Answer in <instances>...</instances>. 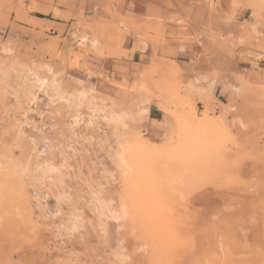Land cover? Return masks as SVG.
<instances>
[{"label":"rangeland","instance_id":"374dc122","mask_svg":"<svg viewBox=\"0 0 264 264\" xmlns=\"http://www.w3.org/2000/svg\"><path fill=\"white\" fill-rule=\"evenodd\" d=\"M255 1L226 0L219 5L205 0L209 15L201 17L203 24H197L193 38L187 31L189 23L172 19L181 30L175 41L204 42L203 64L183 66L154 57L144 65H123L122 74L114 78L91 70L83 75L81 65L82 60L90 59L98 66L107 57H127L125 51L108 55L122 49L127 35V24L116 20L108 7L101 15L95 9L86 11V0H76L70 2L75 15L55 10L51 18L36 14L51 9L32 0H0V264H264V86H252L232 75L245 73L238 67V58L264 60V14ZM59 4L68 6L67 1ZM243 13L245 18L240 17ZM30 15L68 27L34 21ZM156 35L152 42L162 36ZM158 60L176 65L178 72L168 68L156 73ZM49 68L68 91L94 90L95 96L107 99V105L133 112H138L143 85L152 96L149 112L130 122L128 133L163 145L166 134L174 130L172 153L176 156L156 155L150 161L141 154L144 160L138 162L149 161L150 170H138V177L123 181L106 155L114 140L105 121L98 120L87 129L84 109L78 116L37 87L35 102L25 94V78L33 82V74H38L51 79ZM221 90L230 101L233 121L240 118L246 127L234 126L233 121L223 125L231 139L215 145L216 155L211 147L205 153L211 158L201 153L200 158L194 154L188 159L193 155L189 141L195 135L196 140L200 138L185 129L180 114L194 107L200 117L206 112L217 116ZM154 110L160 112L158 122L150 120ZM102 133L110 137L104 147L98 138ZM178 138H184V145ZM180 153L187 159L182 160ZM31 156L57 170L40 180L28 164ZM21 163L30 168L22 164V169ZM152 168H159V173ZM153 173H157L154 178ZM165 182L173 183L177 193L169 192ZM99 185L102 198L112 203L110 208L119 220H101L95 213L93 192ZM201 214L203 224L197 225ZM184 232L203 234L202 254H194Z\"/></svg>","mask_w":264,"mask_h":264},{"label":"bare ground","instance_id":"6f19581e","mask_svg":"<svg viewBox=\"0 0 264 264\" xmlns=\"http://www.w3.org/2000/svg\"><path fill=\"white\" fill-rule=\"evenodd\" d=\"M255 5L256 7L259 9V11L261 13L264 14V0H256L255 1ZM46 15V14H45ZM135 21V20H134ZM129 22V21H128ZM135 23V22H134ZM128 24V23H127ZM124 26V25H123ZM125 27V26H124ZM256 28L253 29L254 33L256 34ZM86 41V38L84 37V40ZM92 45L97 48L98 47V43L97 41H93ZM124 54V50L121 49L120 51H116V52H108V55H112V56H119ZM47 67V66H46ZM48 68V67H47ZM168 68H171L170 70L173 72H178V67L176 65H172V64H164L161 62V60H158L157 63H155L154 66V71L156 73L158 72H165ZM47 72L52 73V70L49 68L47 70ZM34 75V81L30 82L27 78H25L24 82H23V88L25 89V94H27V96L35 102L36 98L35 97V88L37 87V89L39 90H46L47 92H50L53 99L58 101V103L63 104V106L65 105L66 108H68L71 111H74L76 113H78V116H81V114H79L80 110H85V112H87L88 114V119L86 123V127L87 129L90 127H92L94 125V123H96L98 120H103L107 123L108 127H111L112 129V139L114 140V145H109L108 142V136L107 135H102L103 136H99V144L104 147L107 145H109L106 149L107 150V154L110 158V162L114 165L115 170L119 173L121 179L123 181H127L128 182V178L129 177H137L139 176L137 173L143 170H146L148 172L147 168L150 166L149 165V161H142L138 162V160L140 158H142L140 155L144 154L149 156V158H147L148 160L151 161V159L155 158V156L157 155H174L176 156V154L172 153V151L176 150H172L173 147V140H174V134L176 133L174 130L168 134H166V138H167V142L163 145H160L159 143L156 142H152L146 138H142L139 134H130L128 133L129 131V124L130 122H132L136 117H141L143 115H146L149 112L148 109V105L151 99V95L149 94V92H147L143 85L141 86V97L138 100V103L136 104L137 108H138V112H133V111H128L126 109H123L122 106H118V105H111L110 107H108L109 105L106 104L107 99L100 97V96H95L93 94L94 90H79L76 89L73 91H68L67 89H65V87H63V85L57 80V75H55L54 73H52L51 79H45V78H40L38 76V74H33ZM113 81V80H112ZM140 86V84L138 85V87ZM140 88V87H139ZM84 89V88H83ZM122 90V89H121ZM137 90V89H136ZM124 91V90H123ZM97 92V90L95 91V93ZM139 92V91H138ZM101 94V93H99ZM97 95V94H96ZM102 95V94H101ZM120 95V94H119ZM109 99V98H108ZM165 99V98H164ZM115 100V99H114ZM116 101V100H115ZM122 101V100H121ZM123 102V101H122ZM57 103V102H54ZM117 103V102H116ZM119 104V103H117ZM123 104V103H122ZM130 105V103H129ZM126 106V105H125ZM124 107V106H123ZM65 108V107H64ZM184 109V107H181V109ZM129 109V107H128ZM186 109V108H185ZM151 110V109H150ZM165 111V110H164ZM184 114V110H181ZM81 113V112H80ZM83 113V112H82ZM165 113V112H164ZM174 113V112H171ZM181 113V112H180ZM84 115V114H83ZM82 115V118H84V116ZM181 117H183L182 121L184 123V125L186 126L185 129L188 130H193L195 132L192 131V133H195L198 135V137L201 139L196 140L197 136L195 135L196 138L195 141L190 140L189 141V147L191 148V151L193 152V155L189 156L188 155V159L192 156H194V154L198 157L196 158H200L199 155L204 154L206 157H208L207 151L209 152V149H211V147L214 149H212L213 151H215V148L217 147L216 150H218V146L215 147V145L221 144L223 145V142L229 141L231 139V135L230 132L225 131L223 128H221L214 120V118L210 115V113L206 112L203 116H198L196 110L194 107H190L189 111L187 112L186 115L180 114ZM78 116L74 119L75 120V124L78 123ZM179 116V114H178ZM86 120V118H85ZM81 122V119L79 120ZM180 121V120H179ZM180 125L182 122H179ZM81 124V123H80ZM84 124V123H82ZM174 124V123H172ZM246 123H244L240 118H235L233 121V125L234 126H239L242 127L243 129L246 127L245 125ZM81 126V125H80ZM183 126V125H182ZM95 127V126H94ZM103 127V126H102ZM74 128V127H73ZM93 128V127H92ZM74 130V129H73ZM102 130V129H101ZM104 130V129H103ZM108 132V130H107ZM186 132V131H185ZM100 133V131L98 132ZM165 133V132H164ZM189 132H187L188 134ZM190 133V134H192ZM177 135V134H176ZM180 135L186 136V134H183V132H181ZM179 135V136H180ZM193 135V137H194ZM192 135H190L189 137L191 138ZM177 138V136H176ZM94 139V138H93ZM92 139V140H93ZM179 139V138H178ZM184 139V138H183ZM182 138L179 139V143H183L184 140ZM186 139V138H185ZM91 140V141H92ZM181 140L183 142H181ZM95 141V139H94ZM97 141V140H96ZM177 141V140H176ZM188 141V139L186 140ZM96 143V142H94ZM228 143V142H227ZM225 144V143H224ZM99 145V146H100ZM184 145V143H183ZM192 145V146H191ZM177 146V145H176ZM178 147V146H177ZM185 147V146H184ZM221 147V146H220ZM100 148V147H99ZM183 148V147H181ZM180 148V150H181ZM187 148V147H186ZM183 150V149H182ZM187 150V149H186ZM211 150V151H212ZM210 151V153H212ZM101 152V151H100ZM171 152V153H170ZM177 152V151H176ZM190 152V153H192ZM216 153L214 155L217 154V151H215ZM105 153V152H104ZM170 153V154H169ZM199 154V155H198ZM7 154H5L6 156ZM208 155V156H207ZM213 155V156H214ZM173 156V157H174ZM205 156H203L205 158ZM107 157V156H106ZM179 157L182 160L187 159L186 155L185 156H181V153L179 155ZM202 157V156H201ZM215 157V156H214ZM107 158V159H109ZM151 158V159H150ZM158 158V157H156ZM161 158V157H160ZM166 158V157H165ZM169 159V157H167ZM166 158V160H167ZM172 158V157H171ZM175 158V157H174ZM211 158V155H210ZM209 158V159H210ZM4 159V158H2ZM9 159V158H8ZM32 160V156L31 159H27L28 160V164L34 166V170L37 171V175H39L40 180H45L46 179V174L47 173H51V172H55L57 169H55L54 167L46 164V163H41L38 161V156H34ZM143 159V158H142ZM146 159V158H145ZM162 159H164V157H162ZM207 159V158H205ZM6 160V157H5ZM4 160V162H5ZM144 160V159H143ZM158 160V159H157ZM161 160V159H160ZM176 160L178 162H180V159L178 160L176 157ZM11 161L10 159L8 160V162ZM14 161V160H13ZM152 161H154V159H152ZM16 162V161H15ZM14 162V163H15ZM176 162V161H175ZM177 162V163H178ZM182 162V161H181ZM192 162V161H191ZM10 163V162H9ZM12 163V162H11ZM10 163V164H11ZM18 163V162H17ZM162 163H164V161H162ZM169 163V162H168ZM7 164V162H6ZM13 164V163H12ZM24 163H21V168L23 169V165ZM28 164H24L27 165ZM153 164V163H152ZM170 164V163H169ZM179 164V163H178ZM1 165V164H0ZM14 165V164H13ZM12 165V166H13ZM18 165V164H17ZM28 165V166H29ZM112 165V166H113ZM181 165V164H180ZM6 166V165H5ZM4 166V167H5ZM176 166V165H175ZM1 167V166H0ZM18 167V166H17ZM168 167V166H167ZM178 168H180L179 166H177ZM186 167V166H185ZM25 168V167H24ZM30 168V166H29ZM150 168V167H149ZM17 169V168H16ZM27 169V168H26ZM104 169V168H103ZM153 169V168H152ZM157 169L156 171H158L159 168H155ZM153 169V170H155ZM163 168H161L162 170ZM5 170V169H4ZM107 170V169H106ZM139 170V171H138ZM20 171V170H19ZM36 171L34 172L36 174ZM194 171V170H193ZM21 172V171H20ZM113 171H111L110 173H112ZM164 172V170H163ZM23 173V172H22ZM31 173V172H30ZM106 173V172H104ZM159 173V171H158ZM2 174V173H1ZM19 174V172H18ZM33 174V176H37ZM101 174V173H100ZM154 176H152L153 178L155 177V173H153ZM114 175V174H113ZM151 175V174H150ZM163 175V174H162ZM159 175V176H162ZM193 175V174H191ZM195 175V174H194ZM199 175V174H198ZM141 176V175H140ZM205 176V175H204ZM111 177V176H110ZM109 177V180H110ZM180 177V176H179ZM178 177V178H179ZM35 178V177H33ZM39 178H36L39 180ZM163 178V176H162ZM164 178H167V176H165ZM170 178V177H169ZM175 178V177H174ZM101 179V178H100ZM132 179V178H130ZM182 178H180L179 181H181ZM173 180V179H172ZM184 180V179H183ZM196 180V179H195ZM12 181V180H11ZM10 181V182H11ZM37 181V180H36ZM58 181V180H57ZM155 181V180H154ZM175 181V180H174ZM178 181V180H177ZM6 182V181H5ZM172 182V181H170ZM167 183L165 184V187L167 188V190H169V192L171 193H177V188L175 187V185L173 183ZM1 183V182H0ZM96 183V182H95ZM98 183V181H97ZM101 183V182H100ZM99 183V184H100ZM107 183V182H106ZM4 184V183H3ZM124 184V183H123ZM186 184V183H185ZM110 185V183H109ZM98 186V184H97ZM6 187V186H5ZM164 186H162L163 189ZM186 187V186H185ZM8 188V187H7ZM12 189V188H10ZM101 189L102 187L99 185L98 189H96L93 193V208L95 213L97 214V216L99 217V219H112V220H119L120 216L119 214L112 210L110 208V206L112 205V203L110 204L108 201H105L101 196ZM8 190V189H7ZM14 190V189H13ZM1 191V188H0ZM10 191V190H9ZM2 192V191H1ZM11 192V191H10ZM9 192V193H10ZM12 193V192H11ZM4 194V193H3ZM9 194H6V197ZM17 195V194H16ZM22 195V193H21ZM10 196V195H9ZM3 198V197H2ZM9 198V197H8ZM11 199V197H10ZM15 198H13L14 201ZM12 201V200H10ZM9 201V202H10ZM8 202V200H7ZM6 202V203H7ZM11 203V202H10ZM110 205H109V204ZM18 206V205H17ZM2 207V206H1ZM6 207V206H5ZM76 218V216H75ZM78 218V217H77ZM78 223V222H77ZM102 223V222H101ZM105 223V222H104ZM75 224V221H74ZM103 224V223H102ZM74 226V225H73Z\"/></svg>","mask_w":264,"mask_h":264},{"label":"crops","instance_id":"0c3cea01","mask_svg":"<svg viewBox=\"0 0 264 264\" xmlns=\"http://www.w3.org/2000/svg\"><path fill=\"white\" fill-rule=\"evenodd\" d=\"M31 1V0H27ZM35 5L40 7H48L51 9L46 16L54 18V11H58L61 15L73 16L75 10L70 7V2L74 3L76 0H32ZM61 1H67L68 6L60 5ZM214 3L222 4L226 0H211ZM89 4L88 12L94 11L103 14L105 7L112 11L118 21L127 24L125 32L127 35L124 38L122 49L127 53V57L115 58L107 57L98 61L97 64L88 60H82L83 75H86L87 70L91 72L100 71L107 75L119 77L122 74L121 70L124 69L123 65L132 67L134 65H144V62L157 57L176 63L177 65H200L205 62L204 42L196 44L194 42H178L173 39L181 30L176 22L172 19L183 20L187 24V31L191 34L197 32V24H203L201 17H207L208 11L204 9L205 0H86ZM89 9V10H88ZM36 14L45 15L41 12ZM13 16V13L11 14ZM246 16V13L240 14V17ZM30 19L34 21L50 22L53 25L68 27L61 21H51L49 19H41L36 15H30ZM135 20V21H134ZM201 20V21H200ZM129 21V22H128ZM135 22V23H134ZM162 34L159 41L156 33ZM140 37H149L138 38ZM92 61V59H91ZM238 67L245 70L244 74L233 73V76L242 77L247 83L252 86H264V60L246 59L240 60L238 58ZM78 72V70H75ZM80 73V72H78ZM187 72L185 73V75ZM190 75L194 72L188 73ZM233 81V77L226 78ZM225 79V80H226ZM219 105H216L217 116H213L215 122L223 129V125L231 124L233 121V114L228 108L230 101L225 95L223 90L219 91L218 97ZM154 117H151V122H158L157 117L160 112L154 110ZM152 111H150L151 114ZM203 214L196 217V224H203ZM198 230V229H197ZM191 241V249L195 255L202 254L204 250V236L200 232L196 233H182ZM190 237V238H189ZM214 242V241H213ZM192 251V252H193Z\"/></svg>","mask_w":264,"mask_h":264}]
</instances>
